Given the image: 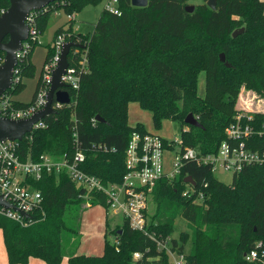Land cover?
<instances>
[{"label":"trees","instance_id":"obj_1","mask_svg":"<svg viewBox=\"0 0 264 264\" xmlns=\"http://www.w3.org/2000/svg\"><path fill=\"white\" fill-rule=\"evenodd\" d=\"M102 1L61 0L38 10L35 20L40 36L58 10L73 16ZM117 1L120 13L104 9L90 34L76 33L72 20L57 29L54 41L65 34L67 41L80 46L71 50L69 63L76 65L85 55L87 72L80 89L70 91L71 105L47 116L46 127L20 143L24 159L30 156L36 161L46 153L72 156L76 131L86 156L83 170L105 184L122 182L132 134L148 133L142 124L129 125L130 103L149 111L157 129L165 120L179 125L183 146L206 154L216 152L226 139L240 90L245 87L264 96V0H218L216 10L203 0L193 13L186 11L189 0H149L145 8L133 7L131 0ZM9 6V0H0V10ZM240 28L245 32L233 38ZM54 41L47 47L33 99L45 86L44 66L56 54ZM37 46L21 65L23 81L5 93L12 97L14 108H26L33 101L24 103L15 97L25 90L24 80L36 75L32 54ZM222 53L229 66L220 60ZM4 57L0 52V63ZM201 73L205 74L204 97L198 94ZM190 113L201 128L185 123ZM97 116L104 122L97 121ZM189 176L204 193L203 201L184 195V180ZM33 185L44 196L43 210L34 215L39 220L23 226L0 215L9 264H28L31 258L62 264L67 255L69 264H130L136 252L141 253L143 264L170 263L165 250L124 220L114 229L106 221L102 255L64 254L69 248L63 243L65 234L79 232L75 221L83 197H93V205L107 209L105 197L89 194L66 174H45ZM152 202L150 229L160 239L173 235L178 217L188 222L191 234L183 232L173 240V249L179 253H185L186 244L192 242L187 264H258L248 262L245 255L256 242L264 243L263 168H247L226 185L209 166L187 163L178 177L157 184ZM109 234L118 242L110 241Z\"/></svg>","mask_w":264,"mask_h":264},{"label":"built area","instance_id":"obj_2","mask_svg":"<svg viewBox=\"0 0 264 264\" xmlns=\"http://www.w3.org/2000/svg\"><path fill=\"white\" fill-rule=\"evenodd\" d=\"M105 9L111 13H120L117 0H109ZM37 11L31 12L27 18L29 37L23 42L22 49L17 52L18 63L13 72L11 89L23 81L21 65L34 45L41 42L35 20ZM5 12L6 9H1L0 17ZM68 17L70 20L74 19V15ZM64 42H67L65 34L59 35L54 41L56 54L44 66L45 86L40 89L28 107L14 108L12 97L5 94L8 90L2 95L0 110L4 117L13 120L26 119L45 107L51 72L60 60ZM75 52L77 53L78 49ZM86 72L85 55L76 65L69 63V67L61 77V82L66 85L64 90L69 95L70 91L80 89L82 75ZM251 97L243 99L241 106L235 108L233 121L226 128V139L213 153L203 154L198 149L184 147L181 138L179 141H173L157 134L148 132L141 135L135 131L126 151V173L120 183L105 184L100 178L89 175L83 170L86 156L80 149L76 131L73 133L74 155L64 154L53 157L46 153L36 161L30 156L24 159L20 152V143L28 134L46 127L45 122L41 120L33 125L32 131L27 133L22 141H0V195L11 206L8 208L0 206V215L23 226L39 220V218L35 219L34 215L43 210L44 196L33 182L41 181L45 174H66L75 185L87 190L89 194L94 192L98 196L103 195L109 211L121 215L133 230L148 236L158 244L160 250L168 253L169 264H187L186 255L173 249L172 236L165 240L160 239L150 229L149 206L153 191L163 179L173 180L178 177L187 163L209 166L214 176L218 172H226L233 177V180L247 168L264 169V96L252 94ZM69 105L71 102L68 105L55 102L53 108L57 110ZM185 186L184 195L195 196L194 202L197 203L204 200L205 195L196 189L197 185L185 183ZM87 197L91 200L93 198L88 195L83 198ZM87 206H91V203ZM24 214L31 217L28 219ZM114 242L117 243V239ZM245 259L248 262L264 264V243L256 242L255 248L245 255ZM141 260V253L136 252L130 264H143Z\"/></svg>","mask_w":264,"mask_h":264},{"label":"rangeland","instance_id":"obj_3","mask_svg":"<svg viewBox=\"0 0 264 264\" xmlns=\"http://www.w3.org/2000/svg\"><path fill=\"white\" fill-rule=\"evenodd\" d=\"M109 0H103L97 6H87L82 9L79 13L74 15V19L72 20L74 30L78 31L82 34H90L94 31V24L97 23L101 12L105 9V6ZM190 5H201L203 4V0H189ZM69 17L64 10H58L56 13L52 14L51 20L48 24L47 29L40 37V44L34 50L32 56L35 62L36 68L38 70V74L36 78H27L24 80L26 84L25 90L22 92L19 98L23 101H30L32 99L35 85L37 79L40 75L45 53L47 51V47L54 41V35L57 29L60 27L68 25ZM198 94L201 97L205 95V74L201 73L199 75L198 80ZM262 96L256 92H253L247 88H243L240 90L235 108L240 107L242 104V100H246L251 97V95ZM18 97V96H17ZM255 97V96H254ZM252 98V97H251ZM128 123L130 126L135 127L138 124H142L145 129L153 134H157L162 138L179 141L181 134V127L175 124L171 120H165L162 123V127L160 129L155 128L152 121V114L144 110L138 103H130L128 107ZM215 177L217 180L223 184H230L233 181V177L226 172H218ZM91 206H87L90 204ZM155 206L154 203L151 202L149 206V212L151 214L154 213ZM108 220L110 224V228L114 229L118 225H121L123 222V218L121 215H115L105 207L101 205H93L92 200L90 198H84L82 204L79 209L78 217L75 222H78L80 225L79 232L76 233H68L65 234L63 238V243L68 245L69 248L64 249V254H84V255H92L99 256L103 253L104 239L106 233V221ZM183 232H188L191 234V229L189 228V224L182 217H178L174 223V233L172 237L175 240H178L180 234ZM108 239L112 242L115 241V237L109 234ZM70 244V245H69ZM192 247V242L188 241L185 247V255L190 253ZM0 251L4 252V244L3 237L0 231Z\"/></svg>","mask_w":264,"mask_h":264},{"label":"water","instance_id":"obj_4","mask_svg":"<svg viewBox=\"0 0 264 264\" xmlns=\"http://www.w3.org/2000/svg\"><path fill=\"white\" fill-rule=\"evenodd\" d=\"M61 0H9V8L0 17V52L5 54L4 61L0 65V100L2 95L12 87L13 72L18 63L17 52L22 49L23 42L29 37V27L26 23L27 18L33 11L41 10L50 4ZM218 0H208L207 6L212 9H217ZM149 0H131L133 7L145 8L148 6ZM195 6L188 5L186 11L193 13ZM245 28L237 29L233 32V38L242 35ZM73 42H64L60 53V60L57 66L51 72L50 88L47 93V103L43 109L33 114L31 117L21 120H13L2 115L0 110V141H22L27 133L32 131L35 123L44 120L47 116L55 114L53 108L55 102L61 105H68L71 102L69 93L64 90L66 85L61 82V77L69 67V54L73 48H78ZM220 60L225 61V55L220 54ZM226 66L229 64L226 62ZM99 122H104L100 116L96 118ZM187 125L195 128H201V123L194 117L193 114H188L185 119ZM185 183L196 185L192 177H186ZM0 206L5 208L11 207L10 204L0 195ZM14 209L16 207L13 206ZM26 218L31 216L24 214Z\"/></svg>","mask_w":264,"mask_h":264},{"label":"crops","instance_id":"obj_5","mask_svg":"<svg viewBox=\"0 0 264 264\" xmlns=\"http://www.w3.org/2000/svg\"><path fill=\"white\" fill-rule=\"evenodd\" d=\"M196 6V5H195ZM75 32L76 33H79V27H78V31L77 30H75ZM53 43V42H52ZM51 43V44H52ZM50 44V45H51ZM47 52V51H46ZM45 55H46V53H45ZM45 59V58H44ZM32 62L34 63V65H35V62H34V60H33V56H32ZM44 63V62H43ZM35 67H36V65H35ZM43 67V66H42ZM42 70V69H41ZM41 73V72H40ZM37 74H38V70H37V68H36V75L34 76V78H36V76H37ZM39 78V77H38ZM38 80V79H37ZM36 84H37V82H36ZM35 89H36V85H35ZM34 92H35V90H34ZM22 94V93H21ZM20 94V95H21ZM20 95L18 96V97H15V99L16 100H18V101H21V102H24V103H29V102H31L32 101V99H33V96H34V93H33V96H32V99L30 100V101H23L21 98H19L20 97ZM149 132V131H148ZM149 133H151V132H149ZM1 231V230H0ZM2 233V232H1ZM3 237V236H2ZM3 244H4V240H3ZM4 249H5V245H4ZM0 264H9V262H8V257H7V253H6V249H5V254H4V252H1L0 251ZM28 264H46L44 261H42V260H40V259H37V258H31L30 260H29V263ZM62 264H69L68 263V255L64 258V260H63V262H62Z\"/></svg>","mask_w":264,"mask_h":264}]
</instances>
